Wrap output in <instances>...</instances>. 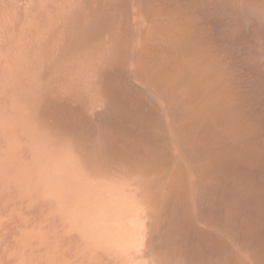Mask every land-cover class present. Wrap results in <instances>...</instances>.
I'll return each instance as SVG.
<instances>
[{
  "label": "bare ground",
  "instance_id": "obj_1",
  "mask_svg": "<svg viewBox=\"0 0 264 264\" xmlns=\"http://www.w3.org/2000/svg\"><path fill=\"white\" fill-rule=\"evenodd\" d=\"M0 264H264V0H0Z\"/></svg>",
  "mask_w": 264,
  "mask_h": 264
}]
</instances>
